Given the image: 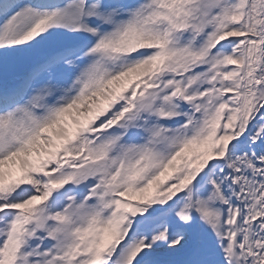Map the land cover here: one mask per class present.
<instances>
[{"label":"snow or ice","instance_id":"snow-or-ice-1","mask_svg":"<svg viewBox=\"0 0 264 264\" xmlns=\"http://www.w3.org/2000/svg\"><path fill=\"white\" fill-rule=\"evenodd\" d=\"M0 264H264V0H0Z\"/></svg>","mask_w":264,"mask_h":264}]
</instances>
